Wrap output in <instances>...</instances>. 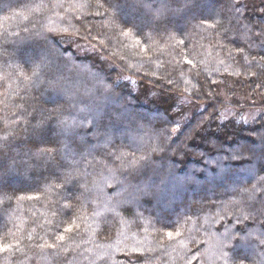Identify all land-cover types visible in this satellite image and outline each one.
<instances>
[{
	"label": "trees",
	"instance_id": "16d2710c",
	"mask_svg": "<svg viewBox=\"0 0 264 264\" xmlns=\"http://www.w3.org/2000/svg\"><path fill=\"white\" fill-rule=\"evenodd\" d=\"M262 177L264 0H0V264H264Z\"/></svg>",
	"mask_w": 264,
	"mask_h": 264
},
{
	"label": "snow or ice",
	"instance_id": "6c2138e0",
	"mask_svg": "<svg viewBox=\"0 0 264 264\" xmlns=\"http://www.w3.org/2000/svg\"><path fill=\"white\" fill-rule=\"evenodd\" d=\"M187 63H191V61H187ZM261 179H264V177H262ZM66 232H71L72 231V228L69 227L65 230ZM169 237H171V233H168ZM59 240L60 241H63L64 240V237L63 236H60L59 237ZM12 247V245L10 244H4V243H0V251H8L10 248ZM47 247H50V248H55L56 245H47Z\"/></svg>",
	"mask_w": 264,
	"mask_h": 264
}]
</instances>
